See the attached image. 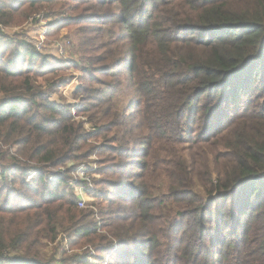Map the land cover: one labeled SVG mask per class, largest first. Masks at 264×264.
Listing matches in <instances>:
<instances>
[{
  "label": "trees",
  "instance_id": "16d2710c",
  "mask_svg": "<svg viewBox=\"0 0 264 264\" xmlns=\"http://www.w3.org/2000/svg\"><path fill=\"white\" fill-rule=\"evenodd\" d=\"M33 14L49 20L55 50L0 43V264H73L66 251L45 258L63 234L109 263L129 264L139 247L148 264H264V0H0V26ZM68 27L80 42L65 62L55 53L71 46ZM71 70L79 103L52 101ZM158 141L171 149L162 175ZM93 157L99 178L79 208L67 174L49 178ZM149 176L165 177L169 195L152 197Z\"/></svg>",
  "mask_w": 264,
  "mask_h": 264
},
{
  "label": "rangeland",
  "instance_id": "374dc122",
  "mask_svg": "<svg viewBox=\"0 0 264 264\" xmlns=\"http://www.w3.org/2000/svg\"><path fill=\"white\" fill-rule=\"evenodd\" d=\"M26 8V7H25ZM24 8V9H25ZM119 9V7L114 6L112 7V10L114 12H117ZM45 16L43 14H33L32 17H30L28 20H23V18L21 16L17 17L16 20L19 23L18 25H10L8 27H4V26H0V32H1V37H0V43L1 44H6L9 42H13V41H24L26 43L29 42V44H31L32 46H34L36 48V50L38 52H40L41 54H46L49 53L51 50H55V43H53V41L51 40V38H49L47 32L49 33V20L47 18H44ZM24 21V22H23ZM78 31V29L76 27H68V29L63 30L61 37H63V39L65 40H69L71 42V46H68V41L65 42H61L60 47H58V51L55 53V56L58 59H61L65 62H67V60L70 59V51H72V53L75 52L73 46L74 45H79V36H76V32ZM53 44V45H52ZM52 45V46H51ZM63 48L62 50L60 48ZM69 47V48H68ZM59 49L63 52V55L59 54ZM68 49V50H67ZM77 56V55H76ZM128 62L126 63L125 66H128ZM74 74L75 77L72 78V74ZM67 76L65 77L68 84L66 85V87H62L59 88V91L54 93L53 97H52V101H58L59 103H65V104H78L79 101L74 99V93L76 91V89L78 88V86L81 85V78H80V74L79 72H75V71H67ZM125 77H127L126 75L122 76L121 78L124 79ZM49 78H53V75H50ZM121 104V103H120ZM137 105V103L135 102L132 105V108H135ZM230 109L227 108L226 110L220 112L218 115L220 114H227L230 113ZM135 119V116H133ZM218 120V119H217ZM133 122H137L135 120H133ZM133 137H138V140H143L144 138H146V134L143 132L142 134H136L133 135ZM173 148H176L178 150H184V148L180 145H178L177 143H171ZM135 148H137L138 150L140 148H142L141 144H138L135 146ZM180 148V149H179ZM212 150H216V148H212ZM154 152V159L155 160H159L160 163L156 166V170L160 171L159 175H162V171L166 172L168 170V168L163 164V161H165L166 159L169 158V155L171 154V149H170V145L167 144H163L161 141H158L154 144L153 150ZM186 151H183V153H185ZM189 155H190V163L189 166L193 168V174L195 176H200L202 177L203 173H204V166L201 165L202 161L201 158L204 159V155H202V149L200 148H193L189 151ZM129 155L128 160L130 158ZM135 159L139 160L138 158H136L135 155ZM94 160V158L92 159ZM194 160L197 162L198 166H195L194 164ZM85 164H89V163H85ZM93 167L96 166L93 165ZM97 168L99 169L98 165ZM121 168H118L117 170V174L118 172H120ZM136 172L138 173L139 170L136 169ZM123 178H125V176H122ZM99 178V175H96V179ZM31 179H33V177L31 176ZM67 179V178H66ZM154 179V181L152 180ZM123 181L126 184L129 185H133L135 187L140 186V182L136 181V182H129L128 178L123 179ZM148 183L150 185H152L155 189L151 191L152 193V197L154 198H160L163 195H169V185L170 183L168 182V180L165 177L162 178H153L151 176H149V181ZM126 190L125 192H127V195H129V191L130 189H123ZM196 191H198L200 193V195H202L203 197L207 196V187L200 185L196 182ZM116 194L113 196V200L114 203L117 205L121 203V201L119 200V198H116ZM212 197V196H211ZM210 198V197H209ZM123 206L129 208L130 204L127 201H123ZM98 207V208H97ZM96 211H100L99 206H97ZM101 207H108L107 204H103ZM162 212H160L161 214ZM61 239H59L58 241H60ZM63 240V239H62ZM68 240V238H67ZM57 241V242H58ZM64 251H66L67 253V258H70L73 255H79L77 257V260L75 262H73V264H76V262H80L79 264H116L114 258L111 260V263H109V256L110 254L107 253V255L104 256L105 260H101L99 261L98 256H100L101 253H97L93 247L89 246V247H82L79 249H71L70 247H68V243L66 241H64L63 245L60 246L59 248V253L56 254L55 251V244H48L45 243V246L43 247V252L45 254V258L47 260H49L52 257L57 256L60 258V256L64 253ZM134 254L137 255V259L134 261H131L129 264H148L150 262V255L148 252H144L141 251L140 252V248L136 247L135 249L132 250ZM102 255V254H101ZM116 259V258H115ZM60 262V259H58ZM121 261V259H120ZM63 264V263H62Z\"/></svg>",
  "mask_w": 264,
  "mask_h": 264
},
{
  "label": "built area",
  "instance_id": "2783aa9c",
  "mask_svg": "<svg viewBox=\"0 0 264 264\" xmlns=\"http://www.w3.org/2000/svg\"><path fill=\"white\" fill-rule=\"evenodd\" d=\"M60 49L62 50L63 48L61 47ZM60 49H59V54L63 55V52ZM93 158L94 160L89 162V164L83 163L80 166L71 170L70 173L67 171L68 169H71L70 167L54 170V173H52L49 178L50 181H54L56 180L57 175L67 174L66 175L67 181L70 182V184H72L73 186H76V192L78 194L77 204L79 208H85L87 206L90 198L89 193L94 189L95 186L98 163L95 161V157ZM93 165L96 166V169L95 167H93ZM40 173H41L40 171L32 172L29 176V181L32 180L31 176L34 178ZM67 238L68 237L63 234L61 235L60 239H63L64 241L67 242Z\"/></svg>",
  "mask_w": 264,
  "mask_h": 264
},
{
  "label": "crops",
  "instance_id": "0c3cea01",
  "mask_svg": "<svg viewBox=\"0 0 264 264\" xmlns=\"http://www.w3.org/2000/svg\"><path fill=\"white\" fill-rule=\"evenodd\" d=\"M53 96H54V95H53ZM53 96H52V97H53Z\"/></svg>",
  "mask_w": 264,
  "mask_h": 264
}]
</instances>
